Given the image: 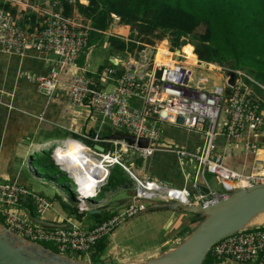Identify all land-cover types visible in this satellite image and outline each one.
<instances>
[{"label": "built area", "instance_id": "1", "mask_svg": "<svg viewBox=\"0 0 264 264\" xmlns=\"http://www.w3.org/2000/svg\"><path fill=\"white\" fill-rule=\"evenodd\" d=\"M0 2L16 9L14 15L0 8V51L19 56L29 51L57 56L59 67L55 66L48 76L38 79V91L48 97H53L58 90L63 71L74 69L69 84L70 105L74 108L87 105L102 119L97 132L83 137L97 146L102 143L113 145V152H105V149L100 152L81 141L68 139L61 144H44L49 146L37 151L42 154L50 152L53 163L72 181L76 206L81 212L88 213L90 208L87 203L96 199L107 187L112 169L116 166L124 169L135 185L130 203L93 228L86 230L68 221L67 229H49L33 224L14 211L29 201L42 218L52 208L49 198L18 182L0 181V216L11 233L35 244H54L62 256L82 257L94 251L102 240L112 236L148 204L178 202L184 206H209L225 199L230 191L264 184V160L259 159L264 144L249 139L264 130V102L247 84L246 80L254 82L250 76L200 60L195 48L192 51L194 58H190L181 45L172 47L169 40L164 39L154 45L144 44L126 58L114 59L99 79L94 80L88 77L87 69L79 67L77 62L82 54H90V33L99 30L64 16L62 10L57 11L61 8V0H39L42 4H49L50 7L44 9H37L30 0ZM28 10L40 13L43 21L22 26L19 14ZM111 17V25L119 24L120 19L116 15ZM164 41L168 43L166 47L162 46ZM162 54L170 56V60H161ZM230 72L235 74L234 86L228 84ZM110 83H113L112 90H106ZM179 118L183 119L182 124H178ZM107 123H111L117 131L126 130L129 136L135 138V143L118 138L120 136L110 140L102 138L101 131ZM166 125L201 135V149L197 153L163 150L160 142L162 128ZM221 136L232 141L245 140L243 149L254 158L261 172H255L256 165L249 173L228 167L224 156L218 152L217 140ZM140 140H147V145L140 146ZM62 148L67 152L71 149L86 154L99 162L102 170L86 172L84 167L80 171L73 169L68 157L74 159L79 156L69 153L60 156ZM35 149L26 155V159L30 155L33 159ZM157 152L176 153L180 162L195 165L192 175L186 167L183 170L188 187L178 189L158 179L142 178L132 169L133 164L123 162L124 155H133L146 163ZM30 169L34 172L32 167ZM208 175L216 178L219 189L208 182ZM92 178L95 180L92 181ZM63 199L70 203L66 196ZM262 227L246 229L214 245L210 252L215 262L211 264H264Z\"/></svg>", "mask_w": 264, "mask_h": 264}, {"label": "crops", "instance_id": "2", "mask_svg": "<svg viewBox=\"0 0 264 264\" xmlns=\"http://www.w3.org/2000/svg\"><path fill=\"white\" fill-rule=\"evenodd\" d=\"M30 2L34 4L37 9L45 8V6L39 1L35 2V0H30ZM79 2L85 6L89 4L86 0H79ZM59 10L62 9L59 7L57 11ZM19 17L26 26L33 25L35 20L40 22L43 21V17L40 13L31 10L29 12L20 13ZM33 17L35 20H33ZM72 18L84 26L92 27L91 21L85 19L77 11L74 12ZM27 20L30 22L25 23ZM121 29L126 33L121 34ZM129 35L130 28L121 24L110 25L107 32H91L89 41L91 47L89 49L90 54H87V52L82 54L77 65L87 69L89 78L94 80L99 79V76L105 68L111 66L110 64H112L114 59H123L129 55V53L124 54L113 52L109 42L110 38L117 37L129 41ZM100 47H102L104 51L102 50L99 53H96V49ZM184 50L186 49L184 48ZM106 53L109 56V61L107 63ZM55 66L59 67V62L53 54L40 55L34 51H29L24 56H19L6 54L0 51V181L2 182H18L20 185L28 187L25 178V169L28 168L30 171L31 169L30 167L24 166V163L22 164L20 159L37 146H43L44 144H61L68 139H73L81 141L85 145L98 151L105 149V152H113L114 150L113 145L110 143H102L97 146L91 142V140L83 137V135L90 136L94 134L97 132L98 128H95L96 124H92L91 130L88 131L89 126L88 123L85 122L87 121L86 118H92V115L94 114L89 106L85 105L79 108H74L69 103V84L74 76V69L68 68V70L63 71L61 84L53 97H48L38 91V79L42 76H48L50 70ZM106 87L113 88V83L108 84ZM107 125H109L111 129L106 131V137L102 136V132V138L110 140L114 139L116 136H129L118 134L119 132L116 131L111 123H107L106 127ZM249 139L253 142L264 144V135H251ZM232 144H234L233 141L225 136H221L217 140L218 152L220 153L221 151L223 154H220L229 162L228 164H225L228 167L243 173H249L256 165L255 172L260 173V167L256 164L257 162L252 156L245 153L243 144L240 143L242 144L241 148L236 146L231 147ZM202 145L203 137L199 134L167 125L162 128V140L160 146L163 150H184L189 153H197ZM46 146L48 145H44L43 147L46 148ZM63 151L65 152L64 149ZM64 152L62 155H64ZM43 155L46 156V153H43ZM132 157H134L136 161L133 160ZM137 161L143 162L141 159L133 155L123 156V162L128 165L133 164V166H131L132 169L137 171L138 175L142 178L150 177L158 179L178 189L188 187V183L183 174L184 167L190 171L195 169L194 164H190L187 161L180 162L177 154L172 152H157L146 163H139V165L136 164ZM249 167H251L250 170ZM31 173L34 172L31 171ZM190 175H192V172H190ZM70 182V185L75 189L71 180ZM132 185L134 186V182L128 177V182L125 183L124 186L122 185L116 190H108L111 196L120 195V197L118 196V198L112 202V207L103 209L106 204L103 206L99 204L106 199L100 201L96 198L90 201V203H87L90 211L100 210L101 213H109L108 218H110L118 210L130 203L134 191ZM58 196L60 195L56 194L54 196V199H52L53 202L50 199L52 202V208L41 219L55 223L71 222L73 216L64 212L60 202L55 200ZM54 200L59 203L58 209L55 208ZM109 202H111L110 199L108 203ZM76 205L77 203H75V206ZM15 209L19 215L26 219H29V214L38 216L34 205L29 201ZM188 215L191 214L186 215L185 213L180 212L152 211L145 213L142 217L144 221L152 223V226L149 228L151 232L156 230L161 233L162 231H166L168 225H172V235L178 230L180 232L178 234L179 236L187 232L189 236L190 232L196 226L198 219L195 215ZM90 216L92 215L87 214L79 220L78 223L71 222V224H76L86 230L91 229L99 223L98 219ZM0 219L3 220L1 216ZM127 223L128 222L125 224ZM259 223H264V215H261L257 219L256 224ZM119 229L115 231L112 236L107 237L106 250L98 256V260H108L111 261V264H135L146 262L162 255L159 254V252L158 254L157 252H152V254L146 255L136 261H124L120 258V253L125 250L118 249L124 246L132 250L130 253L136 252V249L125 244L126 242H132L137 234L134 237V234L128 228L124 230ZM138 245L143 246V242H139ZM155 247H153V249H158ZM148 251L151 252V250H142V252L145 253ZM88 255L85 257H88ZM83 261H85V258ZM98 263L104 264L100 262ZM98 263L93 262L91 264Z\"/></svg>", "mask_w": 264, "mask_h": 264}, {"label": "trees", "instance_id": "3", "mask_svg": "<svg viewBox=\"0 0 264 264\" xmlns=\"http://www.w3.org/2000/svg\"><path fill=\"white\" fill-rule=\"evenodd\" d=\"M86 1L89 2L87 6L80 4L79 0L75 3L61 0L63 15L72 17L77 11L91 21L94 29L102 33L109 30L112 23L111 15H116L120 19L119 24L130 28V35L129 41L117 37L110 38L113 52L133 54L144 44L154 45L157 41L169 37L172 47L181 45L190 58H194L192 51L195 48L200 60L230 70H239L250 76L254 82L246 80L247 84L264 102V88L259 86L264 87V0ZM0 8L16 14V9L4 2H0ZM34 160L38 167L48 173L52 172L55 176L62 174L53 163L50 154L36 155ZM139 163L143 162H136L138 165ZM128 177L124 169L115 167L106 189L116 190L124 186L128 182ZM66 183H71L68 177ZM55 200L60 202L64 212L78 220L87 215L77 206L65 202L60 196ZM72 201H76L75 197ZM90 217L102 223L108 219L109 213L103 212ZM262 229L264 230V227ZM106 240H102L94 252H91L92 262L97 263L98 256L106 250ZM208 255L212 259L209 264L214 263L215 257L211 252H208L206 257Z\"/></svg>", "mask_w": 264, "mask_h": 264}, {"label": "water", "instance_id": "4", "mask_svg": "<svg viewBox=\"0 0 264 264\" xmlns=\"http://www.w3.org/2000/svg\"><path fill=\"white\" fill-rule=\"evenodd\" d=\"M161 60L169 61L170 56L162 54ZM228 84L234 86L235 74L228 73ZM230 97V90H227ZM183 119H178L182 124ZM135 143L132 136L118 137ZM245 140L233 141L235 144ZM147 140H140V146H146ZM104 150L102 149L103 152ZM166 211L193 214L197 216L198 226L179 246L165 252L161 256L146 262L135 264H202L206 255L214 245L236 233L252 228L257 219L264 214V184L228 192L225 199L215 201L209 206H184L178 202H153L138 212L135 219L147 212ZM100 210H92L87 214L96 215ZM33 224L49 229H67V223L48 222L39 216L29 214ZM131 219V220H132ZM0 264H91L75 261L70 257L51 252L29 240L11 233L0 224Z\"/></svg>", "mask_w": 264, "mask_h": 264}, {"label": "rangeland", "instance_id": "5", "mask_svg": "<svg viewBox=\"0 0 264 264\" xmlns=\"http://www.w3.org/2000/svg\"><path fill=\"white\" fill-rule=\"evenodd\" d=\"M37 1H39V0H35V2H37ZM72 2L75 3L76 0H72ZM43 5L45 6V8L50 7L49 4L48 5L43 4ZM29 11L30 10H28L27 12H29ZM24 20H25V18H24ZM120 33L125 34L126 32L121 29ZM167 39L169 40V37H167ZM166 45H167V42H165V41L162 42V46L166 47ZM102 50H103L102 47L97 48L96 53L97 52L99 53ZM108 61H109V56L106 53V63ZM66 70H68V69H66ZM105 89L111 90L112 88L111 87H108V88L105 87ZM86 119H87V121H85V122H87L88 126H89L88 131L91 130L92 124H96L95 128H98V130H99V127H100L101 122H102V119L100 116L93 114L92 118L87 117ZM89 121H91V122H89ZM109 129H111V127L109 125H107V127L105 125L102 128L101 133L103 132L102 133L103 137H106V135H107L106 131ZM118 132H119L118 134H120V135H129L126 130H119ZM254 135L262 136V135H264V130H260L259 132L255 133ZM241 145L242 144H235L234 143L231 145V147L236 146V147L241 148L242 147ZM45 153H46V155L50 154V152H44V154ZM220 153H222V152L220 151ZM29 154L30 153L28 152L26 155H29ZM37 155H40V154H37ZM132 159L135 160L134 157H132ZM20 162L22 164L24 163L23 164L24 166L32 167L34 169V173H31V171L27 167H26L27 169H25V178L27 180L28 187L31 190H33L34 192L40 193V194L46 196L47 198H49L51 200L54 199V196L56 194H58L60 196L64 195V196H66V200L69 201L70 204L75 205L76 202L72 201V198L74 200V197L76 196L75 189L70 184L66 183V180H67L66 173L62 172V174H60L58 176H55V174H53L52 172L48 173V172L44 171L42 168L38 167V165L36 164V161L35 160L33 161V159L31 160L30 156L27 159H26V156H22L20 159ZM225 163L228 164L229 163L228 160H225ZM251 166H252V164H251ZM250 169H251V167H249V170ZM249 170H248V172H249ZM190 172H192V171H190ZM207 180L213 187H215V189H219V187H218L219 185H218V182H217L215 177L208 175ZM134 186L132 185V188ZM118 196L120 197V195H118ZM118 196H114V195L111 196L110 192L106 188H103L102 192L100 193V195L97 198L100 201L106 199L104 202L100 203L99 205L103 206L106 204V206L103 207V209H108L109 207H112L111 206V204H113L112 202H114L116 200V198H118ZM109 197H111V198H109ZM109 199L111 200V202L108 203ZM52 202H53V200H52ZM54 203H55V208L58 209L59 203L56 202L55 200H54ZM14 211L17 212L16 209ZM175 213H177V212H175ZM185 214L187 215V213H185ZM191 215L193 216V214H191ZM191 215H188V216H191ZM142 216H144V214L135 218V219L129 220L127 224H123L121 226V228L119 229V230H124V229L128 228L129 230L132 231V233L134 234V237L137 234V236L135 238L133 237L134 239L132 242H126V244H125L129 247H132L133 249H136L137 250L136 252L130 253L132 250L130 248H126L122 245H121L122 248L118 249V250H122V249L125 250L121 253L119 252L120 258L123 259L124 261L125 260L136 261V260H139L140 258H142L146 255L152 254V252H157V254L159 252V254H163L164 252H167L170 249H173V248L179 246L188 237V232L179 236L178 234L180 232L178 230H176V232H174V234L172 235V232H171L172 225H168V228L166 229V231H162L161 233H159L160 231L157 232L156 230L154 232H151L149 228L152 226V223L144 221ZM0 222L3 223V220L0 219ZM71 222L72 223H78L79 220L76 217H73V218H71ZM198 223H197V225H198ZM197 225H196V227H197ZM258 226H264V223H259V224L255 223L253 225V227H258ZM195 228H194V230H195ZM139 242L140 243L143 242V246H139L138 245ZM37 245L42 246L43 248L58 254V252H57L58 250L54 244L38 243ZM153 247L158 248V249H153ZM142 250H151V252L148 251L145 253V252H142ZM138 251H140V252H138ZM123 254H124V256H123ZM70 258H72L75 261H83L85 258V261L93 263L92 259H91V254L88 255V257H85V255H83L82 257L71 255ZM205 258L206 259H204L202 264H209L212 261V259L209 257V255ZM85 261H83V262H85ZM98 262L104 263V264H111V261H108V260H106V261L97 260V263Z\"/></svg>", "mask_w": 264, "mask_h": 264}, {"label": "bare ground", "instance_id": "6", "mask_svg": "<svg viewBox=\"0 0 264 264\" xmlns=\"http://www.w3.org/2000/svg\"><path fill=\"white\" fill-rule=\"evenodd\" d=\"M183 51H184V49H183ZM55 57L57 58V56H55ZM48 146H46V147H48ZM43 148H45V147L37 146V148H36L37 150L35 149L34 152L42 151ZM60 152L61 153L59 155L62 156V154L64 152L63 148ZM67 153H69L72 156H74V154L76 156H79V157L74 158V159H73V157H70V156H69L70 158H68L69 161L71 162L70 166L74 167L73 169H77L80 171L81 167H84L86 172H99L98 170H102L101 164L99 162H96L95 160H93L92 158L87 156L86 154H83L77 150H71V149L69 150V152H67V151L64 152V154H67ZM34 155H36V154L33 153L32 156H34ZM30 157H31V155H30ZM259 159L264 160V150L260 151ZM65 168H67V167H65ZM256 173H259V172H256ZM91 180L93 181V180H95V178H92ZM89 183H91V181ZM92 184H95V183L93 182ZM90 192H86V193H90ZM91 193H93V192H91Z\"/></svg>", "mask_w": 264, "mask_h": 264}, {"label": "clouds", "instance_id": "7", "mask_svg": "<svg viewBox=\"0 0 264 264\" xmlns=\"http://www.w3.org/2000/svg\"><path fill=\"white\" fill-rule=\"evenodd\" d=\"M262 86V85H261ZM37 154H40V155H43L42 153H38V152H36V155ZM36 155H34V156H36ZM34 156H32V158H34ZM63 198V197H62ZM64 200V199H63ZM1 224V223H0ZM3 225V224H2ZM4 226V225H3Z\"/></svg>", "mask_w": 264, "mask_h": 264}]
</instances>
